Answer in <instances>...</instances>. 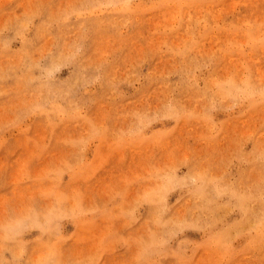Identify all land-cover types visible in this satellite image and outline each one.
Segmentation results:
<instances>
[{"label": "rangeland", "instance_id": "374dc122", "mask_svg": "<svg viewBox=\"0 0 264 264\" xmlns=\"http://www.w3.org/2000/svg\"><path fill=\"white\" fill-rule=\"evenodd\" d=\"M0 264H264V0H0Z\"/></svg>", "mask_w": 264, "mask_h": 264}]
</instances>
